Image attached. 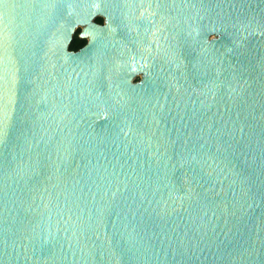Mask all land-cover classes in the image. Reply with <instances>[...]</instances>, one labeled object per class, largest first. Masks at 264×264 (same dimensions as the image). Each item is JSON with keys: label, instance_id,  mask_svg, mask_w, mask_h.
I'll use <instances>...</instances> for the list:
<instances>
[{"label": "water", "instance_id": "1", "mask_svg": "<svg viewBox=\"0 0 264 264\" xmlns=\"http://www.w3.org/2000/svg\"><path fill=\"white\" fill-rule=\"evenodd\" d=\"M0 264H264V0H0Z\"/></svg>", "mask_w": 264, "mask_h": 264}, {"label": "trees", "instance_id": "2", "mask_svg": "<svg viewBox=\"0 0 264 264\" xmlns=\"http://www.w3.org/2000/svg\"><path fill=\"white\" fill-rule=\"evenodd\" d=\"M94 21L97 22V23H101L102 22L100 17H96L94 19ZM79 31H80V29H76V31L74 32L72 40L69 43V48L70 49L76 50V49L81 47L86 42V39L79 37Z\"/></svg>", "mask_w": 264, "mask_h": 264}]
</instances>
